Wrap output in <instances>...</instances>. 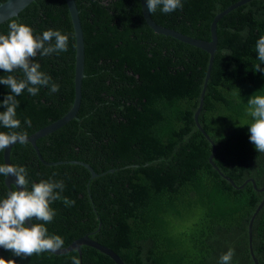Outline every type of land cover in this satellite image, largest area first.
I'll list each match as a JSON object with an SVG mask.
<instances>
[{
  "label": "trees",
  "instance_id": "trees-1",
  "mask_svg": "<svg viewBox=\"0 0 264 264\" xmlns=\"http://www.w3.org/2000/svg\"><path fill=\"white\" fill-rule=\"evenodd\" d=\"M7 0H0V5ZM82 23L85 67L77 118L37 141L17 143L11 163L27 169L32 183L52 178L65 184L63 199L45 225L63 238L64 248L87 234L114 250L125 264H219L235 250L231 264H255L249 247V223L264 199V153L250 142L252 117L248 99L264 95V72L255 45L264 36V0H253L223 17L217 25L218 46L207 82L210 55L169 36L155 33L144 19L140 0H75ZM241 0H181L182 9L153 20L192 38L210 41L214 18ZM42 35L48 29L69 35L68 50L35 62L57 83L49 94L26 90L16 99L17 118L28 136L64 117L75 100L76 36L65 0H35L17 17L0 25L6 35L11 21ZM247 29V33H240ZM230 54V55H226ZM264 69V63L260 64ZM8 75L0 70V77ZM23 78L22 72H14ZM10 89L0 84V105ZM5 109L0 106V111ZM31 119V126L24 123ZM0 131L8 129L0 126ZM90 165L93 178L83 165ZM4 164V151H0ZM0 175V199L9 189ZM252 183L242 186L247 180ZM15 188L13 187V190ZM34 223L38 222L33 220ZM26 226V225H25ZM253 251L264 264V206L253 224ZM66 255L44 252L23 258L0 247V258L15 264H116L100 251L82 246Z\"/></svg>",
  "mask_w": 264,
  "mask_h": 264
},
{
  "label": "clouds",
  "instance_id": "clouds-1",
  "mask_svg": "<svg viewBox=\"0 0 264 264\" xmlns=\"http://www.w3.org/2000/svg\"><path fill=\"white\" fill-rule=\"evenodd\" d=\"M147 10L154 13L157 8L165 13L182 9L181 0H146ZM6 35L0 34V70L8 75L0 77V84L10 89L2 101L5 110L0 111V126L8 131H0V151H4L16 143H26L28 134L17 131L21 128V121L17 118L19 102L16 97L25 90L36 96L41 87L49 89V94L59 91V85L50 76L40 70L41 65L35 62V57L50 56L68 50L69 35L60 30L48 29L42 35H34V30L13 20L8 25ZM247 29L240 33L246 35ZM259 64L254 71L264 72L260 64L264 63V36L259 37L255 45ZM230 55V54H226ZM22 72L23 78L12 75ZM258 93V92H257ZM253 94L247 102L248 115L252 117L249 128L250 142L255 150L264 153V95ZM29 127L31 119L24 121ZM0 175L15 178V189L10 190L6 198L0 199V247L11 250L14 256L31 257L34 253H54L64 248V240L56 234H49L46 224L53 221L56 211L50 206L54 201L63 199L66 206H74L75 201L62 197L65 184L62 180L52 178L42 179L32 183L29 189L28 172L25 167L12 164H0ZM19 188L20 190H17ZM33 220L38 221L36 223ZM29 221L31 227H26ZM235 250L229 248L221 254L219 264H231ZM0 264H15L14 260L0 258ZM72 264H80V260L73 256Z\"/></svg>",
  "mask_w": 264,
  "mask_h": 264
},
{
  "label": "water",
  "instance_id": "water-1",
  "mask_svg": "<svg viewBox=\"0 0 264 264\" xmlns=\"http://www.w3.org/2000/svg\"><path fill=\"white\" fill-rule=\"evenodd\" d=\"M33 1L35 0H7L6 2L2 3L0 5V25L9 19H12L14 17H17L21 11H23L27 6H29ZM66 4L68 6L70 16L73 22V27L75 30V36H76V74H75V100L74 104L71 108V110L61 119L58 121H55L51 125L44 127L43 129L39 130L38 132L32 134L31 136H28L27 142L30 143L33 148L36 151V154L38 158L40 159L41 162H43L45 165L48 166H53V165H58L61 163H48L46 162L39 150V147L37 146V141L40 140L41 138H44L48 135H51L55 131L59 130L62 128L66 123L69 121L77 118V114L79 112L80 106H81V101H82V83L84 79V67H85V45H84V36H83V30H82V23L80 19V13L76 4L75 0H65ZM253 0H241L235 5L230 6L228 9H226L224 12L219 13L215 18L214 21L212 22L211 25V40L210 41H205V40H200L196 38H192L190 36H187L185 34H182L178 31H175L173 29H169L166 27H163L159 24H157L152 16L151 13L148 12L147 10V4L146 0H140L141 2V9L142 13L144 16V19L146 20L148 26L157 34L164 35V36H169L173 39H176L180 42H183L185 44H188L192 47H196L198 49H201L205 52H207L210 55V61H209V66H208V72L206 76V80L204 83V88L201 93V98H200V106L198 110L195 113V121L197 123L198 128L201 130V132L205 135V137L209 140V142L213 146V151L212 154L209 158L210 164L221 174L223 178L228 180L233 186L236 187V184L227 176H225L215 165L213 158L216 154V145L213 143V141L209 138L207 135L206 131L202 128L199 122V115L201 113L203 104H204V98H205V93H206V87H207V82L208 79L210 78V72L213 66V61H214V55L217 51V46H218V35H217V25L219 21L228 15L231 11L235 10L236 8H239ZM17 144V143H16ZM15 145V144H14ZM14 145H11L9 148L4 150V164H12L11 163V151ZM75 164H80L85 166L90 173L92 174L93 178L99 177L101 175L97 174L95 170L88 164L82 163V162H71ZM6 185L10 190H13V187L15 188L14 182L15 178L12 176H9L5 179ZM248 183H252L254 188H257L256 183L253 179L247 180L242 186L239 188H243L245 185ZM17 190H20L17 188ZM261 192H264V188L259 189ZM264 206V199L262 202L259 204L258 208L256 209L255 213L253 214L250 223H249V229H248V234H249V247H250V253L253 258V261L255 264H259L258 259L256 258L254 251H253V224L254 220L259 213V211L262 209ZM26 227H31V223L29 221L25 222ZM95 234L90 233L85 235L84 237L74 241L69 247L63 248L57 252H54L52 254L55 255H66L68 253H71L73 251H77L82 257V251L81 247L82 246H88L92 247L101 253L107 255L110 257L116 264H125L123 260L120 258V256L112 249L98 243L97 241L92 239V236Z\"/></svg>",
  "mask_w": 264,
  "mask_h": 264
}]
</instances>
